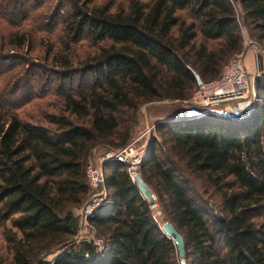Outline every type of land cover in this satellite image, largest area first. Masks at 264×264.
<instances>
[{"label":"trees","instance_id":"16d2710c","mask_svg":"<svg viewBox=\"0 0 264 264\" xmlns=\"http://www.w3.org/2000/svg\"><path fill=\"white\" fill-rule=\"evenodd\" d=\"M35 1L0 0L8 26H0V48L8 49L1 62L41 42L59 79L81 72L91 82L30 121L13 91L0 96V264H264V79L255 81L247 117L156 122L137 172L154 208L127 164L104 163L106 207L74 242L89 197L86 167L132 143L144 106L185 104L194 74L202 83L219 79L244 52L242 27L264 48V0H68L58 42L57 13L47 22ZM85 40L90 50L78 61L74 47ZM165 222L183 238V262L160 230Z\"/></svg>","mask_w":264,"mask_h":264},{"label":"rangeland","instance_id":"374dc122","mask_svg":"<svg viewBox=\"0 0 264 264\" xmlns=\"http://www.w3.org/2000/svg\"><path fill=\"white\" fill-rule=\"evenodd\" d=\"M93 1L95 3L102 4L110 0ZM111 1H115L117 4H119L124 3L126 0ZM33 4L35 5V9L37 8L36 12L34 13H44L42 15H46L44 18H46L47 22L52 15L57 13L58 16L52 22L53 26L55 27V32L51 40L54 41L56 39V35L62 29L60 23L62 17L66 16L73 6L68 0H36ZM0 26L5 27L6 25L1 23ZM32 29L36 28L32 26ZM241 29L243 35L244 52H246L248 47L245 46V44L251 40L245 36V29L243 27ZM44 45V43L40 42L39 46L36 45L37 47L35 46L36 48L34 50L23 51L19 53L11 52L10 54L13 53L14 56L7 60L5 64L0 60V96H3L5 93L9 97L12 95L13 91V98H16L17 100V103L15 104L17 107H19L17 110L19 111L22 118L27 121H30L32 118H42L43 113L51 111L50 106L48 105H55L59 99L58 95L66 93V91L75 93L77 89L85 87L91 82V77L89 75H84V73L81 72L70 74L71 76L69 75V77L71 78H68L69 80L66 81L59 79L58 75H55L53 67L49 65L52 60L46 58L48 48ZM90 46L91 44L85 40L78 43L74 47V55L76 58H78V61H80L83 58V55L88 50H90ZM7 50L8 49L2 50L0 48V54H5ZM7 70L9 71L8 73H6ZM15 85H19L16 90L14 89ZM27 96L32 97L28 102L20 103V101H18L19 98H25ZM41 97L43 98L40 99ZM202 113L203 110H199V108L196 107L187 106L183 103L159 102L146 105L140 112L136 135L131 144H133L134 149H138L143 153V156H145L148 152V147L150 145L149 142H151L152 139L157 136L155 128L154 131L152 130L149 132L150 127H153L158 121L171 119L180 122L184 120L185 122L201 119L204 121L210 120L214 122L222 118L226 119V121L229 120L225 117L203 115ZM245 117H247V115ZM98 162L99 159L95 160L92 165L99 166ZM139 167L140 166L137 167V172H139ZM154 214L159 219V221H162V216L159 211L155 210ZM1 235L2 231L0 229V257H3V241ZM53 257L54 256H50L47 258V260L51 261Z\"/></svg>","mask_w":264,"mask_h":264},{"label":"built area","instance_id":"2783aa9c","mask_svg":"<svg viewBox=\"0 0 264 264\" xmlns=\"http://www.w3.org/2000/svg\"><path fill=\"white\" fill-rule=\"evenodd\" d=\"M245 46L259 55L263 63L262 67L254 72H249L243 52L223 67L219 79L197 86L185 104L203 110V115L225 117L230 121L248 116L252 112L256 101L255 81L264 79V48L257 46L252 41H248ZM154 128L155 126L150 127L149 132L154 131ZM143 158V153L138 149H134L133 144H130L120 150L102 153L98 158L99 166L90 164L86 167L85 175L89 197L78 211L80 230L77 236L74 237L75 243H79L86 236L90 227L89 219L104 209L107 204L108 192L102 165L110 161L127 164L130 181L135 184L134 176ZM93 240L98 250L103 251L102 242L96 239Z\"/></svg>","mask_w":264,"mask_h":264},{"label":"water","instance_id":"95a60500","mask_svg":"<svg viewBox=\"0 0 264 264\" xmlns=\"http://www.w3.org/2000/svg\"><path fill=\"white\" fill-rule=\"evenodd\" d=\"M194 78L196 81V85L200 86L202 84L201 79L199 78V76L197 74H194ZM169 120H166V122ZM159 123V122H158ZM156 125V124H155ZM154 125V126H155ZM134 183L136 185V188L138 189V191L140 192L143 200L146 201V203L151 207L154 208L156 206V199L154 196L153 191L146 185V183L142 180L141 176L139 173H136V175L134 176ZM160 230L162 231V233L169 238L170 240H172V242L174 243V245L177 248V253H178V257L182 260H184L185 258V252H184V244H183V238L181 237V235L176 231V229L172 226L171 223L169 222H165L161 225Z\"/></svg>","mask_w":264,"mask_h":264},{"label":"crops","instance_id":"0c3cea01","mask_svg":"<svg viewBox=\"0 0 264 264\" xmlns=\"http://www.w3.org/2000/svg\"><path fill=\"white\" fill-rule=\"evenodd\" d=\"M244 60L249 72H254L256 69H259L263 66V63L257 55V53L253 52L252 49L248 48L246 52H244Z\"/></svg>","mask_w":264,"mask_h":264}]
</instances>
